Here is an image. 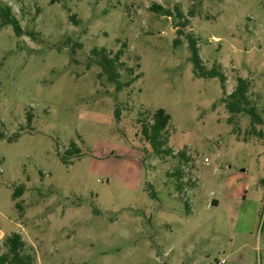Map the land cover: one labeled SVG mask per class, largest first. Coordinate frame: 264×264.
Returning a JSON list of instances; mask_svg holds the SVG:
<instances>
[{
    "label": "rangeland",
    "instance_id": "rangeland-1",
    "mask_svg": "<svg viewBox=\"0 0 264 264\" xmlns=\"http://www.w3.org/2000/svg\"><path fill=\"white\" fill-rule=\"evenodd\" d=\"M0 4L23 30L0 26V253L18 232L32 264H264V0ZM187 34L224 81L194 74ZM239 76L262 123L225 106ZM160 107L158 153L141 129Z\"/></svg>",
    "mask_w": 264,
    "mask_h": 264
},
{
    "label": "trees",
    "instance_id": "trees-1",
    "mask_svg": "<svg viewBox=\"0 0 264 264\" xmlns=\"http://www.w3.org/2000/svg\"><path fill=\"white\" fill-rule=\"evenodd\" d=\"M58 0H51L55 2ZM152 9L166 16H173L178 19L177 26L179 27L177 33L180 35L183 33L182 29L187 25L188 20L185 18L184 13L178 6H174L173 9L165 8L160 4H153ZM74 23H78V20L74 15L70 16ZM182 20V21H181ZM10 24L13 28L14 33L19 36L22 34L23 30L18 21V19L13 15L10 6L7 4H0V26ZM189 50H190V60L193 67V72L197 77L210 78L219 77L224 81L225 77L218 66H212L206 68L202 63L200 58L196 39L190 35H186ZM180 39L176 38L175 43H179ZM91 53L96 56L97 64L101 67V73L106 76L109 82L115 85L117 90L121 89L123 86H128L134 78L122 82L120 79V72L118 70L119 65H122L120 57L123 53V49L119 48L113 55L108 52L105 48H93ZM249 81L246 78L238 77L237 83L234 89L224 97L223 101L227 110L231 114L245 112L252 118L253 122L262 123V119L259 116L255 105L252 104L248 97ZM170 114L164 108H158L152 114L151 122H145L142 124V133L144 137L149 141L151 146L156 152H169L170 150L165 148L168 137L164 133L168 124L170 123ZM30 120V117H28ZM74 147L73 150L67 148L66 154L71 155L74 153H79V148L75 143H71ZM180 155L184 157L181 152ZM63 162L66 163V158L62 157ZM179 175V172H178ZM23 191V186H18L14 192V196H20ZM19 206V203H16ZM5 251L0 253V264H32L31 256L29 254L22 253L24 249V241L18 232H13L6 237L4 241Z\"/></svg>",
    "mask_w": 264,
    "mask_h": 264
},
{
    "label": "built area",
    "instance_id": "built-area-1",
    "mask_svg": "<svg viewBox=\"0 0 264 264\" xmlns=\"http://www.w3.org/2000/svg\"><path fill=\"white\" fill-rule=\"evenodd\" d=\"M205 160H207V159L205 158ZM217 264H225V260L224 259H219L217 261Z\"/></svg>",
    "mask_w": 264,
    "mask_h": 264
},
{
    "label": "crops",
    "instance_id": "crops-1",
    "mask_svg": "<svg viewBox=\"0 0 264 264\" xmlns=\"http://www.w3.org/2000/svg\"><path fill=\"white\" fill-rule=\"evenodd\" d=\"M214 202H215V200L213 199V200H212V203H214Z\"/></svg>",
    "mask_w": 264,
    "mask_h": 264
}]
</instances>
